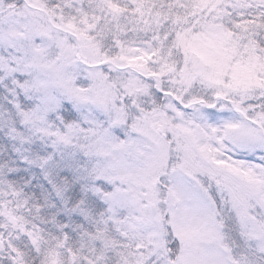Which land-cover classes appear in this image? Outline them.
Masks as SVG:
<instances>
[{"label":"snow or ice","instance_id":"1","mask_svg":"<svg viewBox=\"0 0 264 264\" xmlns=\"http://www.w3.org/2000/svg\"><path fill=\"white\" fill-rule=\"evenodd\" d=\"M0 264H264V0H0Z\"/></svg>","mask_w":264,"mask_h":264}]
</instances>
